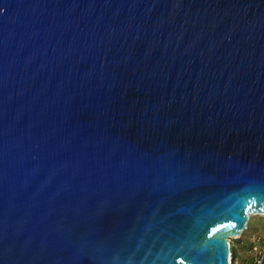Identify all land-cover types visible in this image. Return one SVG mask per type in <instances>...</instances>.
Listing matches in <instances>:
<instances>
[{
  "label": "water",
  "instance_id": "water-1",
  "mask_svg": "<svg viewBox=\"0 0 264 264\" xmlns=\"http://www.w3.org/2000/svg\"><path fill=\"white\" fill-rule=\"evenodd\" d=\"M253 215L264 0H0V264H230Z\"/></svg>",
  "mask_w": 264,
  "mask_h": 264
},
{
  "label": "rangeland",
  "instance_id": "rangeland-1",
  "mask_svg": "<svg viewBox=\"0 0 264 264\" xmlns=\"http://www.w3.org/2000/svg\"><path fill=\"white\" fill-rule=\"evenodd\" d=\"M241 242L236 243L229 240L232 248L231 264H246L248 259L254 255V245L264 242V215L250 216L247 222V229L240 236Z\"/></svg>",
  "mask_w": 264,
  "mask_h": 264
},
{
  "label": "built area",
  "instance_id": "built-area-1",
  "mask_svg": "<svg viewBox=\"0 0 264 264\" xmlns=\"http://www.w3.org/2000/svg\"><path fill=\"white\" fill-rule=\"evenodd\" d=\"M229 250H230V245H229ZM254 255L253 257V262L252 264H264V242H259L258 244L254 245L253 249ZM231 251L229 253V260L231 264Z\"/></svg>",
  "mask_w": 264,
  "mask_h": 264
},
{
  "label": "trees",
  "instance_id": "trees-1",
  "mask_svg": "<svg viewBox=\"0 0 264 264\" xmlns=\"http://www.w3.org/2000/svg\"><path fill=\"white\" fill-rule=\"evenodd\" d=\"M230 250H232V248L230 247ZM231 257H232V254H231Z\"/></svg>",
  "mask_w": 264,
  "mask_h": 264
},
{
  "label": "bare ground",
  "instance_id": "bare-ground-1",
  "mask_svg": "<svg viewBox=\"0 0 264 264\" xmlns=\"http://www.w3.org/2000/svg\"><path fill=\"white\" fill-rule=\"evenodd\" d=\"M253 216H255V215H253Z\"/></svg>",
  "mask_w": 264,
  "mask_h": 264
}]
</instances>
